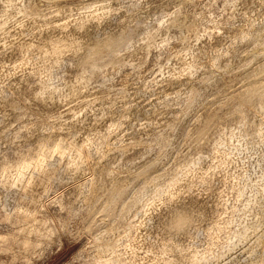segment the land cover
Masks as SVG:
<instances>
[{
    "label": "rangeland",
    "instance_id": "1",
    "mask_svg": "<svg viewBox=\"0 0 264 264\" xmlns=\"http://www.w3.org/2000/svg\"><path fill=\"white\" fill-rule=\"evenodd\" d=\"M100 248L264 264V0H0V264Z\"/></svg>",
    "mask_w": 264,
    "mask_h": 264
},
{
    "label": "bare ground",
    "instance_id": "2",
    "mask_svg": "<svg viewBox=\"0 0 264 264\" xmlns=\"http://www.w3.org/2000/svg\"><path fill=\"white\" fill-rule=\"evenodd\" d=\"M226 1H228V0H226ZM203 10V9H202ZM172 32H174V31H172ZM172 34V33H171ZM175 43V42H174ZM117 69H119V68H117ZM120 70V69H119ZM119 70H117V71H119ZM115 71V70H114ZM73 92V91H72ZM261 131V130H260ZM57 146H58V144H57ZM56 150L58 151L59 149H57L56 148ZM56 150H55V153H56ZM105 151H107V150H105ZM59 153V152H58ZM44 155V154H43ZM42 155V156H43ZM45 156V155H44ZM40 157H41V155H40ZM39 157V158H40ZM36 162V161H35ZM28 163V162H27ZM24 164V163H23ZM46 164H47V159H46V156L45 157H41L39 160H38V162L36 163V165H34V168L36 169V170H38L39 172L40 171H42V170H44L45 169V167H46ZM22 165V164H21ZM21 167V168H20ZM18 169H19V172L18 173H16V175H17V177H15L16 178V182H22L23 181V179L24 178H26V174H27V172L30 170V169H32L33 168V166L31 165V163L29 162L28 164H24V165H22V166H20ZM195 169V168H194ZM6 171H8V169H5ZM6 171H4V172H6ZM31 171V170H30ZM46 171V170H45ZM14 172V171H13ZM3 173V172H2ZM29 173V172H28ZM32 173V172H31ZM4 175V174H3ZM7 174H5V176H6ZM31 175V174H30ZM33 175V174H32ZM31 175V176H32ZM8 176H9V173H8ZM32 178V177H31ZM6 179V178H5ZM29 179V178H28ZM27 181H29V180H27ZM15 182V181H14ZM26 184H27V182H26ZM30 184H31V181H30ZM238 184H240L239 182H238ZM237 184V185H238ZM174 185V184H173ZM176 185V184H175ZM177 186V185H176ZM25 187V186H24ZM247 188H251L249 185H247V184H244L243 185V187L241 188V192H244L245 191V189H247ZM27 190V189H26ZM148 188L147 189H145V190H143L141 193H140V196H146L147 194H148ZM165 192L166 193H168L169 194V190H165ZM167 195V194H166ZM166 197H168V195L166 196ZM148 208V207H147ZM132 232L133 231H131L130 233H129V235H127V237L129 238V240H130V237L131 236H133L132 235ZM134 232H135V230H134ZM134 234V233H133ZM99 240H101V238L99 239ZM132 251V250H131ZM114 255H115V252H113L112 250H110V249H103V248H100V250H98V252L96 253V255H95V257L99 260V262H100V264H121V259H115L114 258ZM123 259V258H122ZM99 262H98V264H99Z\"/></svg>",
    "mask_w": 264,
    "mask_h": 264
}]
</instances>
